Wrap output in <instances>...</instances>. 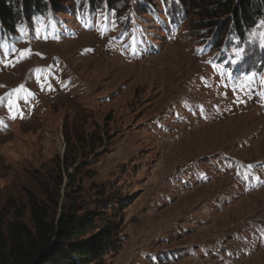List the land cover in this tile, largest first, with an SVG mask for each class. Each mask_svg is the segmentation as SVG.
Listing matches in <instances>:
<instances>
[{
    "label": "rangeland",
    "instance_id": "obj_1",
    "mask_svg": "<svg viewBox=\"0 0 264 264\" xmlns=\"http://www.w3.org/2000/svg\"><path fill=\"white\" fill-rule=\"evenodd\" d=\"M57 1L0 22V218L72 200L104 264H264V17Z\"/></svg>",
    "mask_w": 264,
    "mask_h": 264
},
{
    "label": "trees",
    "instance_id": "obj_2",
    "mask_svg": "<svg viewBox=\"0 0 264 264\" xmlns=\"http://www.w3.org/2000/svg\"><path fill=\"white\" fill-rule=\"evenodd\" d=\"M48 1L56 9L60 7L57 0ZM204 1L208 5L201 4ZM49 2L0 0V22L11 27L19 17L31 18ZM182 3L198 7L209 19L230 13L231 18L220 24L224 26L222 33L229 27L242 32L256 25L257 18L264 17V0H182ZM95 214L81 209L72 200L58 213H51L30 199L27 221L21 215L7 221L0 218V264H104V255L113 245L114 225L106 223V218L98 224Z\"/></svg>",
    "mask_w": 264,
    "mask_h": 264
},
{
    "label": "snow or ice",
    "instance_id": "obj_3",
    "mask_svg": "<svg viewBox=\"0 0 264 264\" xmlns=\"http://www.w3.org/2000/svg\"><path fill=\"white\" fill-rule=\"evenodd\" d=\"M237 55H239V53H237ZM233 62H235V61H233ZM16 91H19V89H17Z\"/></svg>",
    "mask_w": 264,
    "mask_h": 264
}]
</instances>
